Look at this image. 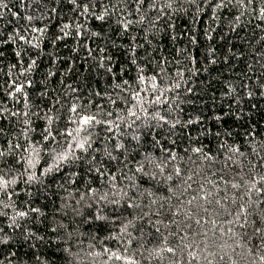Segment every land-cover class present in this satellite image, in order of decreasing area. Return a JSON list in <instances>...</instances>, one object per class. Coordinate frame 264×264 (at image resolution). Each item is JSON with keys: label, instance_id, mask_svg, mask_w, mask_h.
Returning a JSON list of instances; mask_svg holds the SVG:
<instances>
[{"label": "trees", "instance_id": "1", "mask_svg": "<svg viewBox=\"0 0 264 264\" xmlns=\"http://www.w3.org/2000/svg\"><path fill=\"white\" fill-rule=\"evenodd\" d=\"M0 176V264H264V0H0Z\"/></svg>", "mask_w": 264, "mask_h": 264}, {"label": "snow or ice", "instance_id": "2", "mask_svg": "<svg viewBox=\"0 0 264 264\" xmlns=\"http://www.w3.org/2000/svg\"><path fill=\"white\" fill-rule=\"evenodd\" d=\"M17 90L19 91L20 89H17ZM71 111L76 112L77 110H76L75 107H73L71 109ZM95 120H96V117L95 116H87V115H84V116H82V117L79 118V121L78 122L81 125H83V126H88V125H91L93 123V121H95ZM68 135H71V133H68ZM49 136H51L50 130L48 131V134L45 135L44 139H48ZM69 147H71V145H69ZM77 147L83 149L84 148V143H78L77 144ZM61 158L63 159V158H66V157H63L62 156ZM262 179H264V178H262ZM6 185H7V182L3 180V177L2 176H0V188H5ZM19 215L23 216V215H26V214L25 213H20ZM168 251L169 252H172L173 249L169 248ZM261 259H264V257H261Z\"/></svg>", "mask_w": 264, "mask_h": 264}]
</instances>
